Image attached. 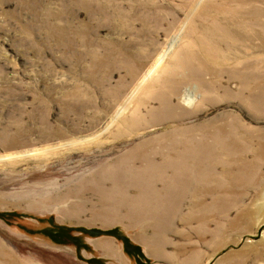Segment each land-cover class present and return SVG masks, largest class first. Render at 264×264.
<instances>
[{
	"label": "rangeland",
	"instance_id": "1",
	"mask_svg": "<svg viewBox=\"0 0 264 264\" xmlns=\"http://www.w3.org/2000/svg\"><path fill=\"white\" fill-rule=\"evenodd\" d=\"M145 263L264 264V0H0V264Z\"/></svg>",
	"mask_w": 264,
	"mask_h": 264
},
{
	"label": "trees",
	"instance_id": "2",
	"mask_svg": "<svg viewBox=\"0 0 264 264\" xmlns=\"http://www.w3.org/2000/svg\"><path fill=\"white\" fill-rule=\"evenodd\" d=\"M63 231V230H61ZM106 234H113L115 235L117 238H119L120 240H122L124 242L125 245V250L129 255H136V252L138 253L137 256H140V253L142 252V249L140 246L138 245H134L132 244L130 238L127 235H122L119 232L118 228H114L112 230L106 231ZM51 236H54L53 234H51ZM56 239V237H55ZM135 250V251H134ZM145 264H149V263H145Z\"/></svg>",
	"mask_w": 264,
	"mask_h": 264
},
{
	"label": "bare ground",
	"instance_id": "3",
	"mask_svg": "<svg viewBox=\"0 0 264 264\" xmlns=\"http://www.w3.org/2000/svg\"><path fill=\"white\" fill-rule=\"evenodd\" d=\"M188 98L190 99V98H191V95H190V96H188ZM259 212H263V209H262V208H258V210H257L256 214H257V213H259ZM246 216H248V214H246Z\"/></svg>",
	"mask_w": 264,
	"mask_h": 264
}]
</instances>
